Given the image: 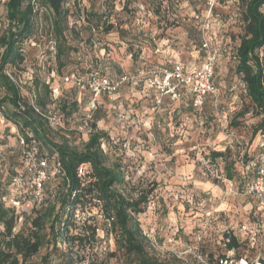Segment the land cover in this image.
<instances>
[{
	"label": "rangeland",
	"instance_id": "obj_1",
	"mask_svg": "<svg viewBox=\"0 0 264 264\" xmlns=\"http://www.w3.org/2000/svg\"><path fill=\"white\" fill-rule=\"evenodd\" d=\"M124 1L115 0L113 7H104V0H78L77 8L100 13L107 9L110 22L122 20L124 28L129 29L123 39L111 33L100 35L92 45L83 41L79 43L80 51L75 57L83 72L77 68L74 71L84 85L90 78V72L86 71L88 68L93 75L116 80L118 71L135 77L143 69L165 67L169 56L189 62L197 57L201 60L197 49L191 45L193 34L189 28L174 26L164 32L150 31L148 4L151 1L129 0L127 8L122 10ZM68 2L71 4V0ZM192 6L201 8L200 4ZM4 16V2L0 1V29L1 20L5 22ZM154 34H160L161 38L156 39V43L163 53L154 52L155 42L151 41ZM88 35V32H83L81 37L84 40ZM106 43L111 44L107 53L104 51ZM52 46L42 40L39 43L27 40L22 46L26 59L13 71L19 75L30 69L49 84L51 94L44 112L59 119L62 134L68 138L72 148L82 150L92 132L105 133L101 147L106 164L121 165L127 188L135 186L137 190H153L145 212L137 215V219L157 252L173 253L188 264H216L215 261L223 255L234 259V254L225 250L224 236L234 234L244 238L240 226L255 217L257 203L253 198L242 195L240 180L224 179L222 159L212 160L209 154L211 151L223 152L238 160L244 150L248 157L253 156L262 140L261 132L254 135L261 116L248 113L238 118L239 126L229 128L219 116L192 109L182 100L166 98L161 106L154 108L151 100L153 91L146 80L137 85L134 82L122 84L113 95H102L98 100V110L85 127L91 92L86 86L77 87L71 81L66 82L65 78L71 74L64 72L58 76L53 72ZM131 54L137 55L136 58ZM259 57L264 63V49L259 51ZM217 83L229 120L241 108L242 82L231 65H220ZM21 94L31 104L34 102L28 88H23ZM73 99L77 102L76 111L64 113L60 107L62 101L71 102ZM21 138L19 130L0 115V199L27 219L32 214L33 202L24 193L26 187L9 181L12 172L19 168L22 174L29 176L25 170L33 147L25 148ZM17 200L19 205H13ZM89 216H95L98 224L102 223L97 209L91 213H77V225L71 229L72 232H77L84 218ZM21 226L18 224L16 230ZM98 236L100 241L96 245L94 261L103 259L108 248H114L111 240H104L100 230ZM247 247L241 253L249 260L256 255L264 260V241L258 251ZM200 251L203 258L198 254ZM44 252L32 259L34 264H39ZM110 264L115 263L111 261Z\"/></svg>",
	"mask_w": 264,
	"mask_h": 264
},
{
	"label": "trees",
	"instance_id": "obj_2",
	"mask_svg": "<svg viewBox=\"0 0 264 264\" xmlns=\"http://www.w3.org/2000/svg\"><path fill=\"white\" fill-rule=\"evenodd\" d=\"M68 1H4L5 22L1 20L0 29V115L19 130L25 148L35 147L39 155L46 156L48 163L53 164L56 159L60 163L61 172L42 184L39 200L26 196L33 202L32 214L27 219L0 199V264H34L32 259L41 251L45 252L39 264H110L111 261L115 264H188L173 253L159 254L154 243L144 234L137 215L145 212L153 190H137L135 186L127 188L121 165L106 164L101 147V140L106 134L92 132L82 150L72 148L68 138L62 134L63 130L54 127L46 118L44 107L51 94L49 84L35 76L30 69L23 70L19 75L13 71L23 65L26 57L22 46L29 39L53 45L52 69L61 76L64 72L75 74L76 68L83 72L75 57L79 54V43L82 41L92 45L100 35L116 33L118 38L123 39V35L129 32L122 25V20L110 22L107 9L102 13L93 9H79L78 0H71V4ZM114 1L104 0V7H113ZM150 1V31L154 29L164 32L169 27L185 26L197 40L192 21L184 24L178 22L181 14L196 4L195 0H191L188 5L180 0H169V8L177 16L173 19L160 12V0ZM128 3L129 0L124 1L122 10L127 8ZM235 6L239 10L238 19L228 22L216 34L215 51L219 58L215 63L213 84L224 109L217 83V70L220 65H231L233 72L241 79L244 94L241 95V108L232 118L228 120L227 113L223 111L228 120L227 127L239 126L238 118L248 113L261 116L254 135L261 132L264 140V63L259 57V51L264 49V0H235ZM83 32L89 34L84 40L81 37ZM160 38V34H154L151 41L156 46V39ZM110 46L105 44V53ZM136 56L131 54V57ZM181 62L184 65L199 63L198 58L193 62ZM86 71L90 72V77L93 75L91 69ZM8 73L17 78L28 74L32 82L25 81L18 86L8 77ZM118 73L116 80L104 77L118 81L123 76L120 71ZM25 87L34 97L32 104L21 94ZM166 98L169 99L164 97L161 104ZM181 100L192 109L217 116L210 96H206L199 108L193 105V97L190 95L183 96ZM60 107L64 113L71 114L76 111L77 102L75 99L71 102L63 100ZM209 156L212 160L222 159L224 179L240 180L239 189L243 196H248L243 194V186L250 180V176L241 172L238 160L230 158L227 153L216 151H211ZM80 167L83 173L78 175ZM20 169L12 172L10 183L17 176L23 179L31 177L22 174ZM93 209H97L102 223L98 224L95 216H89L84 218L77 232H72L71 229L77 225L76 214L85 211L91 213ZM255 210V217L244 224L259 222L260 211L257 206ZM18 224L22 226L16 230ZM99 230L103 232L104 240L113 242L114 248H108L103 259L94 261L96 245L100 241ZM223 245L226 252L234 254V259L246 256L241 253L247 247L245 237L227 234ZM198 254L203 258L201 251ZM209 255L212 257V254ZM222 259H228V256H221L215 263L218 264Z\"/></svg>",
	"mask_w": 264,
	"mask_h": 264
},
{
	"label": "built area",
	"instance_id": "obj_3",
	"mask_svg": "<svg viewBox=\"0 0 264 264\" xmlns=\"http://www.w3.org/2000/svg\"><path fill=\"white\" fill-rule=\"evenodd\" d=\"M0 1L4 2L5 0ZM180 1L189 4L191 0ZM195 1L196 5L200 4L201 8L189 6L186 12L181 14L178 22L184 24L192 21L195 25L198 38L197 40L192 38L191 45L197 49L201 56V60L198 59V62L200 61L198 65L195 63L184 65L180 59L172 56L170 58L169 56L165 67L152 70L143 69L135 77L125 74L118 81L92 75L84 85L75 74L65 78L66 82L71 81L77 87L86 86L91 92L90 109L84 118L85 127L88 126V122L93 119L94 113L98 110V100L102 95H113L122 84L134 82L137 85L139 82L146 80L153 91L152 105L154 108L160 106L164 97H168L170 100H181L186 95L192 96L193 105L199 108L206 96H210L214 112L219 116L223 124L226 127L228 126V120L223 113L224 109L220 105V98L213 84L215 63L219 58V54L215 51L216 34L228 22H235L238 19L239 10L235 6V0ZM141 8L143 9V6ZM159 10L171 19L177 17L169 8V0H160ZM168 47H171V44ZM154 52L161 53L162 51L156 45ZM7 75L18 86L25 81L32 82V77L28 74L19 78L10 73ZM46 118L54 127H62L56 116L47 114ZM238 143L241 145L240 142ZM21 144L24 145L23 138H21ZM32 151L29 154L25 170L31 177L26 180L21 176H17L14 182L23 184L26 187L24 193L39 200L42 184L59 174L61 166L56 159L50 166L46 156L39 155L35 147L32 148ZM238 164L241 172L250 176V180L243 186V194L253 198L260 211L259 222L244 224L240 227V231L245 235L248 248L258 251L264 241V140L260 141L258 150L253 156L248 157L246 152L242 150L238 158ZM82 173L83 168L80 167L78 175ZM19 203L20 201L18 200L13 201L15 206L19 205ZM198 259H201V257L198 256ZM218 264H264V260L259 255H256L252 260H249L247 256H243L238 259L220 260Z\"/></svg>",
	"mask_w": 264,
	"mask_h": 264
}]
</instances>
